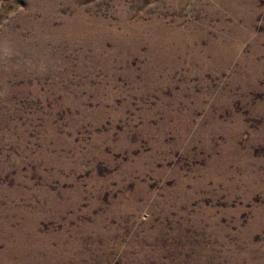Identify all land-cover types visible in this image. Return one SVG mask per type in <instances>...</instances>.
Here are the masks:
<instances>
[{
	"label": "rangeland",
	"instance_id": "rangeland-1",
	"mask_svg": "<svg viewBox=\"0 0 264 264\" xmlns=\"http://www.w3.org/2000/svg\"><path fill=\"white\" fill-rule=\"evenodd\" d=\"M0 264H264V0H0Z\"/></svg>",
	"mask_w": 264,
	"mask_h": 264
}]
</instances>
